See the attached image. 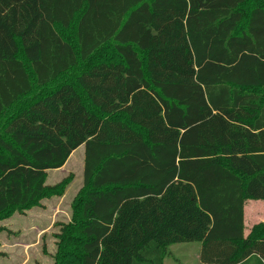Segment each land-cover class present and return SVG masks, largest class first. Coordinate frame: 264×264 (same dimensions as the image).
Returning a JSON list of instances; mask_svg holds the SVG:
<instances>
[{
    "label": "trees",
    "instance_id": "obj_1",
    "mask_svg": "<svg viewBox=\"0 0 264 264\" xmlns=\"http://www.w3.org/2000/svg\"><path fill=\"white\" fill-rule=\"evenodd\" d=\"M248 2L0 0V220L59 191L48 172L84 146L60 264H97L125 204L159 211L177 186L186 197L120 264L194 240L202 264H264V221L245 237L246 202L264 200V0Z\"/></svg>",
    "mask_w": 264,
    "mask_h": 264
},
{
    "label": "rangeland",
    "instance_id": "obj_2",
    "mask_svg": "<svg viewBox=\"0 0 264 264\" xmlns=\"http://www.w3.org/2000/svg\"><path fill=\"white\" fill-rule=\"evenodd\" d=\"M260 5L261 0H249L246 11ZM245 26L244 22L241 30ZM58 30L72 44H77L74 29ZM101 56L109 58L112 53L109 50L102 51L95 59ZM82 67L71 70L62 76L61 81L74 82ZM47 91L36 87L32 96L23 104ZM84 156L85 148L81 146L62 168L48 172L47 186L52 189L61 187L59 191L51 192L30 209L16 211L0 220V264H60L67 259L68 252L62 253L64 230L72 224L75 205L84 192ZM186 191V188L180 186L170 188L163 200L164 209L161 207L159 211L157 208L160 204L144 200L125 204L116 215L110 234L102 243L97 264H120L125 250L144 233L158 229L172 212L175 201L186 197ZM176 196H180L179 200ZM193 208L195 211L196 204ZM246 209V225L250 233L255 222L264 220V200H249ZM201 246L199 240L173 244L164 264H202L199 260Z\"/></svg>",
    "mask_w": 264,
    "mask_h": 264
},
{
    "label": "crops",
    "instance_id": "obj_3",
    "mask_svg": "<svg viewBox=\"0 0 264 264\" xmlns=\"http://www.w3.org/2000/svg\"><path fill=\"white\" fill-rule=\"evenodd\" d=\"M244 211H245V237H247L249 235V227L246 225V217H247V209H246V204H245V208H244ZM264 220L262 221H257L254 223L255 224H258L260 222H263ZM202 243V242H201Z\"/></svg>",
    "mask_w": 264,
    "mask_h": 264
}]
</instances>
